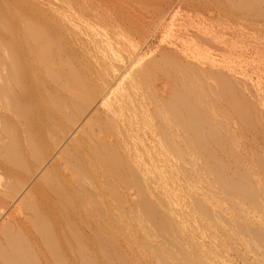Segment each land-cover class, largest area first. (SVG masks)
I'll return each mask as SVG.
<instances>
[{
	"label": "bare ground",
	"instance_id": "6f19581e",
	"mask_svg": "<svg viewBox=\"0 0 264 264\" xmlns=\"http://www.w3.org/2000/svg\"><path fill=\"white\" fill-rule=\"evenodd\" d=\"M261 51L264 0H0V264H264Z\"/></svg>",
	"mask_w": 264,
	"mask_h": 264
},
{
	"label": "rangeland",
	"instance_id": "374dc122",
	"mask_svg": "<svg viewBox=\"0 0 264 264\" xmlns=\"http://www.w3.org/2000/svg\"><path fill=\"white\" fill-rule=\"evenodd\" d=\"M216 57H219V56L216 55ZM239 65H240L241 72L243 73L244 77L247 78L250 83H253L256 86L258 85L257 87L260 86L259 89L262 90V93H263V100H262V103H263L264 102V51H261L258 53L251 52L248 54H242V56L239 59ZM248 134H247L248 139L247 140L245 139L246 141L244 140L246 145L249 146L250 144L248 143L250 142L251 144H255L256 140L259 143V144L258 143L256 144L260 145L262 143V138L261 139L259 138L261 137L260 134H257L259 135L257 136V138L255 136L256 140L252 137L251 135L252 133L249 135ZM251 138L253 139L251 140ZM142 264H150V263L145 261Z\"/></svg>",
	"mask_w": 264,
	"mask_h": 264
}]
</instances>
